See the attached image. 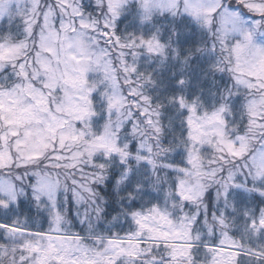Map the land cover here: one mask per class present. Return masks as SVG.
<instances>
[{"label": "snow or ice", "instance_id": "1", "mask_svg": "<svg viewBox=\"0 0 264 264\" xmlns=\"http://www.w3.org/2000/svg\"><path fill=\"white\" fill-rule=\"evenodd\" d=\"M0 264H264V0H0Z\"/></svg>", "mask_w": 264, "mask_h": 264}, {"label": "trees", "instance_id": "2", "mask_svg": "<svg viewBox=\"0 0 264 264\" xmlns=\"http://www.w3.org/2000/svg\"><path fill=\"white\" fill-rule=\"evenodd\" d=\"M24 211H27V209L25 208V209H23Z\"/></svg>", "mask_w": 264, "mask_h": 264}]
</instances>
